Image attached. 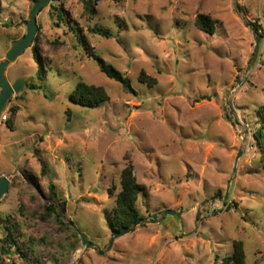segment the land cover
<instances>
[{
  "label": "rangeland",
  "instance_id": "374dc122",
  "mask_svg": "<svg viewBox=\"0 0 264 264\" xmlns=\"http://www.w3.org/2000/svg\"><path fill=\"white\" fill-rule=\"evenodd\" d=\"M34 2L0 0V60L26 33ZM95 11L84 0H53L37 15L32 45L8 68L27 84L0 123V177L11 176L0 199V264H220L236 240L246 264H264V158L253 135L263 121L264 0H101ZM198 13L217 20L214 34L196 27ZM255 22L263 38L253 60ZM142 70L157 83L141 82ZM81 81L103 86L110 99L72 102ZM129 163L145 186L141 217H157L108 250ZM10 230L24 253L5 241Z\"/></svg>",
  "mask_w": 264,
  "mask_h": 264
},
{
  "label": "trees",
  "instance_id": "16d2710c",
  "mask_svg": "<svg viewBox=\"0 0 264 264\" xmlns=\"http://www.w3.org/2000/svg\"><path fill=\"white\" fill-rule=\"evenodd\" d=\"M36 1V0H35ZM101 0H84L85 11L90 14H95V6ZM62 17V16H61ZM217 20L205 13H198L195 19V25L198 29L203 30L209 34H214L216 31ZM257 33H260L262 38L261 25L251 23ZM93 33L99 34L104 37H111L112 33L110 29L103 28L101 26H95L91 29ZM85 45L88 48V42L83 38ZM100 62V69L111 79H114L122 84V87L127 92L136 93L133 88L131 80L123 72L115 68L111 64H107L101 57L95 55L93 52L90 54ZM139 79L141 82L148 85H154L157 80L151 76H148L144 70L140 72ZM110 99L108 91L103 86H97L88 84L86 82H79L76 88L70 94V100L72 102L84 105V106H100L104 102ZM16 108H12L11 112H15ZM258 112L261 115L263 121L259 127L254 131V138L261 150L262 157L264 158V103L258 107ZM44 170V168H43ZM31 182L38 186L35 179L30 178ZM55 185H51L50 196L53 199L57 198V193L54 190ZM145 191V186L137 180L134 174V165L132 163L127 164L121 172V189L116 195L115 206L112 216L109 218V224L113 231L118 232L129 226H131L136 220L141 218L139 209L137 207V201L139 195ZM109 194H113V190H109ZM227 203V201L225 202ZM65 207V203L60 202ZM48 211H52L57 215V218L62 220L61 214L57 211L55 206H47ZM16 235L13 231H9L5 241L12 243L20 253H24L16 239ZM220 264H246V254L244 244L241 240L234 242V251L230 256L223 257Z\"/></svg>",
  "mask_w": 264,
  "mask_h": 264
},
{
  "label": "water",
  "instance_id": "95a60500",
  "mask_svg": "<svg viewBox=\"0 0 264 264\" xmlns=\"http://www.w3.org/2000/svg\"><path fill=\"white\" fill-rule=\"evenodd\" d=\"M53 0H36L33 4V7L30 11L29 20L25 22L26 25V33L18 40H15L10 48V50L7 52L6 57L4 60H0V88L2 89L0 93V117L3 111L7 108L9 100L12 98L14 93H19L23 91L26 87V80L24 78H18L13 85L9 83V81L6 78V70L12 64L15 62L19 55H21L27 48H29L34 38L37 34L38 30V24H37V15L40 12V10L45 7L46 5L50 4ZM247 26H251L249 23H247ZM254 36H255V48H254V58L255 60L257 58L260 42L262 39L261 34H257L256 29L252 28ZM1 123V120H0ZM240 155V154H239ZM11 186V176H2L0 177V199L3 198L8 192L9 188ZM229 197V190L226 192L223 202L227 201ZM166 213L179 215V212L173 211V210H167ZM63 216V215H62ZM156 215H151L149 220L143 219L142 217L136 220L131 226L118 231L113 232V235L110 239L108 250L111 249L114 241L126 234H129L132 232L137 226L147 223V222H153L156 218ZM81 241L82 244H84L87 248H92L94 250H97L99 254L103 255L105 253V250L99 248L96 246L95 243L88 240V238L81 234Z\"/></svg>",
  "mask_w": 264,
  "mask_h": 264
},
{
  "label": "flooded vegetation",
  "instance_id": "af4514ba",
  "mask_svg": "<svg viewBox=\"0 0 264 264\" xmlns=\"http://www.w3.org/2000/svg\"><path fill=\"white\" fill-rule=\"evenodd\" d=\"M6 57V56H5ZM5 59V58H4ZM3 59V60H4ZM9 68V67H8ZM8 68H7V70H6V73H5V75H6V78H7V80L9 81V83L11 84V85H13L14 84V82L18 79V78H23V77H16L15 79H13V80H11L10 78H9V76H8V74H7V71H8ZM1 91H2V89L0 88V93H1ZM17 95V93H14L13 94V96H12V98L9 100V102L15 97ZM8 102V103H9Z\"/></svg>",
  "mask_w": 264,
  "mask_h": 264
},
{
  "label": "built area",
  "instance_id": "2783aa9c",
  "mask_svg": "<svg viewBox=\"0 0 264 264\" xmlns=\"http://www.w3.org/2000/svg\"><path fill=\"white\" fill-rule=\"evenodd\" d=\"M8 119V115H7V112L6 111H3L2 114H1V117H0V120L1 121H6ZM215 202V201H214ZM222 206V205H221ZM219 206V207H221ZM214 207H218V206H215Z\"/></svg>",
  "mask_w": 264,
  "mask_h": 264
}]
</instances>
